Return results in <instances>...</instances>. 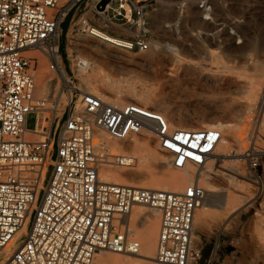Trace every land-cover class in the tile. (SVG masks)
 Instances as JSON below:
<instances>
[{
  "label": "built area",
  "instance_id": "obj_1",
  "mask_svg": "<svg viewBox=\"0 0 264 264\" xmlns=\"http://www.w3.org/2000/svg\"><path fill=\"white\" fill-rule=\"evenodd\" d=\"M105 1L98 7L101 0H0V253L26 227L2 264H93L103 252L140 256V242L129 230L134 207L159 215L156 264H214L223 229L216 230L204 258L194 240L196 211L206 197L198 180L178 192L101 180L104 168L134 163L117 153L112 141L147 132L170 168L205 171L211 162L217 170L213 156L222 138L215 128H170L153 108L104 100L79 84L73 71L78 60L67 69L58 43L62 21L78 5L82 14L75 33L94 35L98 29L128 51L147 52L153 43L155 3ZM33 52L46 60L65 93L62 110L61 97L35 96ZM29 115L32 130L26 127ZM263 156L253 144L241 161L255 173Z\"/></svg>",
  "mask_w": 264,
  "mask_h": 264
},
{
  "label": "rangeland",
  "instance_id": "obj_2",
  "mask_svg": "<svg viewBox=\"0 0 264 264\" xmlns=\"http://www.w3.org/2000/svg\"><path fill=\"white\" fill-rule=\"evenodd\" d=\"M151 1L155 3V12L150 19L153 43L147 52L128 51L121 47L105 48L104 44L93 40L90 35L75 33L74 29L80 22L82 7L78 5L72 9L59 27V53L65 67L68 69L71 60L80 57L88 59L92 65L95 64L93 54H84L80 43L86 41L98 44L112 58L110 68L101 66L95 73L92 72L93 75L115 79L126 76L127 80L138 82L136 87L148 90L156 100L145 105L146 107L153 108L167 117H181L191 124L198 121L203 125L205 123L228 125L227 127L231 129L229 134L239 139V148L242 152L253 144L264 151V95L260 94V90H257L254 84L244 89L223 81L225 77L257 79L255 69L264 67V0ZM34 56L38 62L34 72L37 87L40 69L49 73L46 60L38 52H35ZM256 63L258 67L255 68ZM82 74L76 75L79 84L85 90L87 87L94 91L91 84L87 85L83 81L87 73ZM56 90L55 97L57 99L61 97L62 110L66 103V95L61 93L58 84ZM105 97L107 96L103 98L107 99ZM121 103H125V100ZM33 126L34 116L29 115L26 127L32 130ZM155 151L164 156L156 145ZM217 164L216 169L227 173L231 178L213 177L207 181L219 189L214 193L217 195V198H214L216 204H212L213 206L206 210L208 216L201 227L195 221L194 240L202 247L205 258L209 254L216 230L221 228L223 238L218 260L214 264H264V156L255 173L249 172L243 161L228 162L226 165H221V162ZM135 165L134 163L133 166ZM229 167L238 169L239 173H232ZM147 170L154 177L167 171L181 172L167 164L163 167L156 162L149 164ZM125 180L124 185H140L147 182V179ZM202 180L205 181L204 178ZM187 185L188 183L184 184L178 191ZM200 185L206 190V184ZM225 188L228 189L229 195L236 196V200L233 201L235 205L229 203L225 207H219L218 205L224 203ZM208 200L210 203L211 197H208ZM144 210L152 214L158 225V213L148 208ZM197 213L199 214V211H196V217ZM140 222L134 220L133 224L131 222L132 226L129 224V228L133 225L141 226ZM132 235L138 240L133 232ZM17 242L8 247L6 250L8 255L12 253ZM111 254L113 253L103 252L99 255ZM4 256L1 253L0 261L4 260ZM123 256L131 260L138 258ZM142 264L156 263L154 259H149V262Z\"/></svg>",
  "mask_w": 264,
  "mask_h": 264
},
{
  "label": "bare ground",
  "instance_id": "obj_3",
  "mask_svg": "<svg viewBox=\"0 0 264 264\" xmlns=\"http://www.w3.org/2000/svg\"><path fill=\"white\" fill-rule=\"evenodd\" d=\"M94 33L95 34L90 35V37L93 40H96L104 44L105 48L122 47L121 43L115 37H112L104 32L102 33V31L98 29H95ZM80 45L82 47V52L84 54H93L92 56L95 58L93 61V63L95 64L92 65V63L88 59L84 57H80L77 59L78 60L77 66H73V71L77 76L80 73H83V74L87 73V75L85 74L86 75L84 78L85 80L83 79V81L87 85L91 84L95 89L94 90L95 92L91 91L86 87L87 85L83 84L86 87V91L91 92L101 97L102 99H104L103 98L104 96H107L105 98L112 100L113 102H116V103H121L125 100V103H133V102L135 103L136 102V103H139L145 106L147 104H150L156 101L155 99H153L152 95L150 94L148 90L138 89L136 87L138 82H134V80L129 81L127 80V78H125L126 76L123 78L115 79L109 76L93 75L92 72L94 71L95 73L96 70L100 69L99 67L101 66L109 67L112 57L108 55L107 51L102 49L101 46L98 44H93V43L84 41V42H81ZM34 53L35 52H33L32 55H34ZM257 65L258 64L256 63L254 67L256 68ZM255 71L254 72L257 74V79L256 77H253V76H252L253 79H249L247 76L249 80H247L246 77H244L245 79L244 78L228 79L225 77L223 81L224 83H228L229 85L230 84L235 85V86H238L244 89H248L249 86L254 84L255 88H257V90H260V94L264 95V67L256 68ZM38 78L39 80L36 79L39 82L35 90V96L40 99L54 98L56 95L55 92L57 91L56 90L57 81H54V77H52L50 74L45 73L43 69H40ZM254 78L256 80H254ZM227 85L225 84V86ZM163 116L168 122L170 128L174 127V128H179V129H201V128L218 129L222 134V138L213 156V159L216 160V163L221 162L222 163L221 165H226V163L228 162L232 163V162H239L242 160V159H232L234 157L241 156L242 151L239 148L240 146L239 139L235 136L232 137V135L229 134L231 132V129L227 127L228 125L223 126L221 124L213 125V124H206V123L205 125H203L202 123H198V121L194 122V124H191L189 122H186V120H184L181 117L174 118L171 116L167 117L166 115H163ZM152 139L153 138L149 133L143 132L138 136H134L128 139L126 142L112 141L110 144L113 146L114 150L117 153L125 154V155L130 156L131 158H134V163L136 165L126 170H118L116 169L117 167L104 168V170L101 173V180L107 183L115 184V185H124L123 181L125 179L126 180L136 179L137 181H142L144 179H147V182L145 184H140V185L128 184V186L138 187V188H148V189H153V190L171 191V192H178V190L184 184L186 183L189 184L193 180H198L199 184L204 183L206 184V187H207L205 190L206 191L205 200L203 204L197 209V211H199V214L197 213L198 214L197 217L195 215V221H197L196 223H198L199 227H201L206 219V216H208L206 214V210L209 209L210 206H213L212 204L214 205L216 204V201L214 200V198H217V195L215 196L214 193L219 190L215 188L213 185H210L209 182H207L209 181V179L213 178L211 173L213 172L214 176L218 178H224V177L231 178V176L218 169L213 170L212 162L206 166L207 169L205 171H202V170L195 171L192 168H186L183 170H178V172L181 171L180 173H173V172L171 173L167 171V172L161 173L160 176H157V177L151 176L147 170L149 167V164L156 162V163L161 164V166L163 167H165V165L167 164L165 156H162L158 154L157 151H155L156 144H155V140L154 139L152 140ZM229 157L230 159H225ZM136 160H137V163H136ZM218 167H220V165ZM229 169L234 174L239 173L237 171L238 169L236 170L233 167H229ZM203 178L205 179L204 182L202 180ZM227 182L229 181L227 180ZM231 182L233 183V181ZM227 191L228 189L225 188V198L223 199L224 203L222 204L219 201V203L222 204V205H218L219 207H223V206L225 207L227 206V204L229 203L231 204L233 203V201L236 200V196L229 195ZM208 197H211L210 203H209L210 199L208 200ZM233 204L235 205V203ZM132 219L140 220L141 226L134 227L133 225V227H131L132 226L131 222L132 224L134 222V220ZM129 224L131 225L129 228L130 232L131 233L133 232L135 236H137L138 241L140 242V247H141L140 256H136L138 257L137 259L131 260V259L125 258V256L123 255L116 254V253H113L110 256H102V255L100 256L98 254L94 258L95 262L93 261L94 262L93 264H142L143 262H149V259H154L155 243H156V238H157V233H158V227H157L158 225H157V221L155 220V218L153 219L152 214L144 210V207H134L131 213ZM158 224H159V219H158ZM25 231H26V227L21 229V231L17 233V235L14 237L11 243L1 252L5 256H4V260L0 261V264H2L7 259V257L11 254L10 253L8 255L6 252L8 247L14 245L16 241H19V239L22 237Z\"/></svg>",
  "mask_w": 264,
  "mask_h": 264
},
{
  "label": "water",
  "instance_id": "obj_4",
  "mask_svg": "<svg viewBox=\"0 0 264 264\" xmlns=\"http://www.w3.org/2000/svg\"><path fill=\"white\" fill-rule=\"evenodd\" d=\"M106 4L105 0H101V2L99 3L98 7H103Z\"/></svg>",
  "mask_w": 264,
  "mask_h": 264
}]
</instances>
